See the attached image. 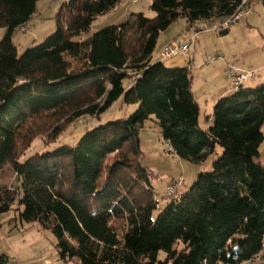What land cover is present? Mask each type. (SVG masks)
I'll list each match as a JSON object with an SVG mask.
<instances>
[{"label": "trees", "instance_id": "1", "mask_svg": "<svg viewBox=\"0 0 264 264\" xmlns=\"http://www.w3.org/2000/svg\"><path fill=\"white\" fill-rule=\"evenodd\" d=\"M40 1L0 0V179L7 168L14 175L0 180V215L17 205L22 224L50 231L62 264H247L263 253L264 82L218 99L202 126L189 67L154 58L177 20L196 32L200 22L234 15L243 0H153L154 18L131 13L92 35L97 18L124 0H68L56 31L19 53L14 34ZM117 103L137 109L57 144L70 126L100 120ZM149 120L182 160L201 165L222 149L213 170L168 194L156 218L140 139ZM37 140L51 149L29 153Z\"/></svg>", "mask_w": 264, "mask_h": 264}, {"label": "rangeland", "instance_id": "2", "mask_svg": "<svg viewBox=\"0 0 264 264\" xmlns=\"http://www.w3.org/2000/svg\"><path fill=\"white\" fill-rule=\"evenodd\" d=\"M65 1L68 0H41L37 4L38 13L36 17L27 27L21 28L22 30H18L14 34L13 42L18 47L19 53L44 42L56 31V15ZM134 1L124 0L109 14L98 17L89 35L103 28L122 24L131 13H143L147 18L156 16L151 10L153 0ZM251 3L254 11L230 28L227 34L222 35L221 31L201 34L198 43L196 42L195 45L191 46V58L179 56L164 61L168 67L188 66L190 68L195 99L200 106V123L202 126H206V117L212 114L220 95L229 89L230 80L227 77L229 67L225 71V61L231 66L256 73L255 81L247 83L246 86L256 87L264 82V0H252ZM4 34L5 30L0 29V40ZM193 35H195V31L188 30L187 21L179 19L162 34V40L173 39L178 43H186ZM160 51L161 49L156 52L158 60H161ZM193 59L194 62L191 63ZM211 60H213L212 63H210ZM136 109L137 106L117 103L100 120L91 117L82 118L70 126L57 144L60 145L65 142L75 144L85 130L99 125L100 121L108 122L127 118ZM140 139L143 152L142 165L154 174L152 184L156 199L159 202L154 213L155 218L167 206L170 199L167 186L170 183L184 178L186 184L183 190H188L200 173L213 170V163L222 155V149L218 148L217 153L204 164L198 165L182 160L176 154L167 151V143L162 138L160 127L151 120L145 123ZM43 143L44 140H37L29 153L51 149ZM114 159L115 156L109 157L107 164L112 163ZM257 161L264 165V142L260 148V157ZM0 180L2 183L10 184L14 181V175L7 168ZM16 208L17 205L10 212L0 215V259H4L1 264H62L56 253V239L51 232L43 229L39 224H22ZM161 257L164 258L165 255L161 254ZM69 264L78 263L71 262ZM247 264H264V252Z\"/></svg>", "mask_w": 264, "mask_h": 264}, {"label": "built area", "instance_id": "3", "mask_svg": "<svg viewBox=\"0 0 264 264\" xmlns=\"http://www.w3.org/2000/svg\"><path fill=\"white\" fill-rule=\"evenodd\" d=\"M251 1L252 0H243V4L241 8L234 15L230 16L225 20L214 22L211 25L205 21L200 22L199 29L195 32V35H193L188 42L186 43L170 42L167 45H165L160 51L161 60L165 61L179 56L185 58H191L192 56L191 46L195 45L199 34L205 32H219L227 29L229 30L230 28L234 27L242 20V18L247 17L251 12L254 11V7L252 6ZM134 2H138V1L135 0ZM212 62L213 60L210 61V63ZM227 77L230 80V88L233 91H237L245 84L254 81L256 78V74L253 71L241 69L237 66H229L227 70ZM166 146H167V151L169 153H174L173 148L169 144H167ZM184 183H185V179L180 178L175 184L168 186L167 187L168 194L169 195L176 194L184 186Z\"/></svg>", "mask_w": 264, "mask_h": 264}, {"label": "crops", "instance_id": "4", "mask_svg": "<svg viewBox=\"0 0 264 264\" xmlns=\"http://www.w3.org/2000/svg\"><path fill=\"white\" fill-rule=\"evenodd\" d=\"M250 15V14H249ZM248 15V16H249ZM247 16V17H248ZM206 34H210V33H214V32H205ZM163 34V33H162ZM162 34H161V36L159 37V40H158V44H157V49H156V52H157V50H159V49H162L165 45H167L168 43H170V42H177V41H175V40H162ZM201 34H204V33H201ZM201 34H199L198 35V37H197V43H198V38H199V36L201 35ZM180 43V42H179ZM194 48H195V46H194ZM196 50V49H195ZM156 52H155V56H154V58H155V60L157 59V57H156ZM192 61L194 62V59L193 60H191V63H192ZM224 66H225V71L227 70V68L229 67V66H231L228 62H224ZM190 69V68H189ZM192 74V73H191ZM255 81V80H254ZM233 92V90L230 88V85H229V89L226 91V92H223V94L222 95H220V97H219V99L221 98V97H224V96H227V95H229V94H231ZM193 93H194V91H193ZM194 96H195V94H194ZM217 102V101H216ZM199 104V103H198ZM215 104V103H214ZM200 107V106H199ZM212 114H213V111H212ZM212 114L210 115V116H212Z\"/></svg>", "mask_w": 264, "mask_h": 264}]
</instances>
